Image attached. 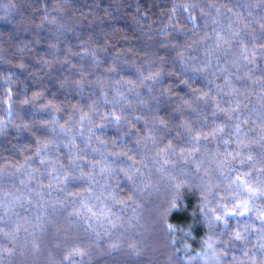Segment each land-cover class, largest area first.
I'll use <instances>...</instances> for the list:
<instances>
[{
    "label": "trees",
    "instance_id": "trees-1",
    "mask_svg": "<svg viewBox=\"0 0 264 264\" xmlns=\"http://www.w3.org/2000/svg\"><path fill=\"white\" fill-rule=\"evenodd\" d=\"M260 193L264 0H0V264H264Z\"/></svg>",
    "mask_w": 264,
    "mask_h": 264
},
{
    "label": "snow or ice",
    "instance_id": "snow-or-ice-1",
    "mask_svg": "<svg viewBox=\"0 0 264 264\" xmlns=\"http://www.w3.org/2000/svg\"><path fill=\"white\" fill-rule=\"evenodd\" d=\"M129 179H131V177H129ZM260 194H261V195H264V193H260ZM241 207L244 209V212H246V211L248 210V207H247V204H246V203L236 205V208H237V209H240ZM244 212L237 211V212H235V213H226L225 215H243ZM215 218H216L217 220H221V219H223V217H221V216H216ZM169 227H171V226H169ZM234 239H236V240H240V239H242V237H241V235H240L239 232L235 233V235H234Z\"/></svg>",
    "mask_w": 264,
    "mask_h": 264
}]
</instances>
